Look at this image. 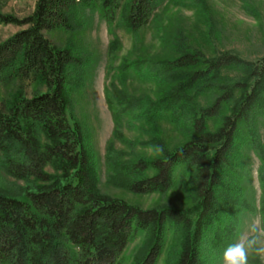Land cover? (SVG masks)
<instances>
[{"label": "trees", "instance_id": "16d2710c", "mask_svg": "<svg viewBox=\"0 0 264 264\" xmlns=\"http://www.w3.org/2000/svg\"><path fill=\"white\" fill-rule=\"evenodd\" d=\"M162 2L125 0L121 7L120 0H35L26 19L0 15L1 24L25 27L0 44V157L9 178L34 184L24 200L0 191V264H118L140 233L145 238L131 264H156L169 230L176 238L172 264H204V241L217 245L231 237L234 227L223 215L241 209L234 186L243 173L240 149L258 159L264 194V58H208L181 43L172 59L120 68V80L129 71L146 74L155 100L117 96L118 112L108 103L118 141L122 116L128 124L157 125L165 115L184 126L185 141L169 150L153 136L145 144L155 150L153 158L108 151L105 184L134 196H160L183 178L192 205L144 210L100 193L93 152L71 113L70 74L84 62L45 34L74 32L79 10H89L108 29L120 11L126 30L136 35Z\"/></svg>", "mask_w": 264, "mask_h": 264}, {"label": "rangeland", "instance_id": "374dc122", "mask_svg": "<svg viewBox=\"0 0 264 264\" xmlns=\"http://www.w3.org/2000/svg\"><path fill=\"white\" fill-rule=\"evenodd\" d=\"M120 2L122 7L125 0ZM34 6L35 0H0V15L23 20L31 16ZM121 19L120 11L116 12L115 23L108 29L97 12L79 10L78 28L74 32L53 31L45 34L50 43L60 48L69 47L84 62L80 72L73 71L70 74L72 116L82 125L93 152L100 193L144 210L156 206L187 209L192 205V198L183 178L176 189L160 196H134L123 189L105 184V158L108 151L112 156L121 153L126 159L153 158L155 150L145 145L153 136H157L169 150L185 141L184 126H175L166 119V115L160 118L157 125L137 122L128 124V117L122 116L117 129L122 139L118 141L113 135L114 123L108 99L114 106V112L120 109L117 96L123 99L155 100V85L148 81L146 74L140 73L137 76L129 71L126 79L120 80V68L122 64L147 59H172L180 43L201 51L208 58L224 53L235 54L245 61L264 58V0H163L150 23L136 35L126 30ZM24 29L0 23V44ZM113 41L112 55L109 56L108 48ZM110 82H113V87L109 85ZM259 133L262 137V130ZM238 153L243 173L241 180L234 183V186L241 191V209L235 216L223 215V219L234 227L231 237L219 238L220 243L217 245L211 243L209 238L204 241V264H223L225 247L250 219L264 217V194L258 181L260 163L246 148L240 149ZM0 191L24 200L27 193L34 191V184L15 182L9 178L0 157ZM173 234V230L166 232L156 264H172L176 248ZM144 238V234H138L122 252L118 264H131ZM250 264H260V261L250 260Z\"/></svg>", "mask_w": 264, "mask_h": 264}, {"label": "clouds", "instance_id": "9594fccd", "mask_svg": "<svg viewBox=\"0 0 264 264\" xmlns=\"http://www.w3.org/2000/svg\"><path fill=\"white\" fill-rule=\"evenodd\" d=\"M264 264V217H253L223 250V264Z\"/></svg>", "mask_w": 264, "mask_h": 264}]
</instances>
